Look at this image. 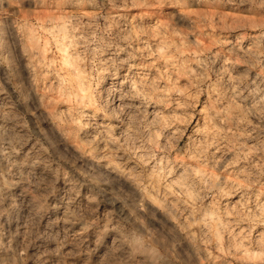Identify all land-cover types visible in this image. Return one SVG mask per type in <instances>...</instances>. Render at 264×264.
<instances>
[{"label": "rangeland", "instance_id": "1", "mask_svg": "<svg viewBox=\"0 0 264 264\" xmlns=\"http://www.w3.org/2000/svg\"><path fill=\"white\" fill-rule=\"evenodd\" d=\"M125 240L264 264V0H0V264Z\"/></svg>", "mask_w": 264, "mask_h": 264}, {"label": "clouds", "instance_id": "2", "mask_svg": "<svg viewBox=\"0 0 264 264\" xmlns=\"http://www.w3.org/2000/svg\"><path fill=\"white\" fill-rule=\"evenodd\" d=\"M127 243V240H125L121 244V251L119 252V256L117 257V260L120 262V264H127V251L128 249L124 247V244Z\"/></svg>", "mask_w": 264, "mask_h": 264}, {"label": "bare ground", "instance_id": "3", "mask_svg": "<svg viewBox=\"0 0 264 264\" xmlns=\"http://www.w3.org/2000/svg\"><path fill=\"white\" fill-rule=\"evenodd\" d=\"M140 199H141V198H140ZM143 200H144V199H143ZM143 200H142V201H143ZM137 205H138V204H137Z\"/></svg>", "mask_w": 264, "mask_h": 264}]
</instances>
